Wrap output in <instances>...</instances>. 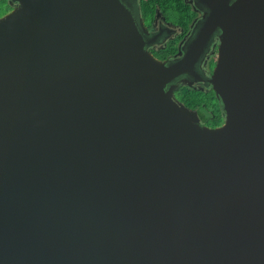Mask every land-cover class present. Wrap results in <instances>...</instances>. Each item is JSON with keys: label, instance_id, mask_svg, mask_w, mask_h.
<instances>
[{"label": "water", "instance_id": "obj_1", "mask_svg": "<svg viewBox=\"0 0 264 264\" xmlns=\"http://www.w3.org/2000/svg\"><path fill=\"white\" fill-rule=\"evenodd\" d=\"M17 1L0 18V264H264V0H198L164 62L137 0ZM212 36L213 129L173 96Z\"/></svg>", "mask_w": 264, "mask_h": 264}, {"label": "flooded vegetation", "instance_id": "obj_2", "mask_svg": "<svg viewBox=\"0 0 264 264\" xmlns=\"http://www.w3.org/2000/svg\"><path fill=\"white\" fill-rule=\"evenodd\" d=\"M1 1V0H0ZM3 12L0 18L10 14L15 8L19 7L20 3L17 0H2ZM173 5L166 10L154 0H137L141 19L144 23L145 30L149 33L150 38H156L148 51L160 61L174 60L183 42H187L193 38L195 32L205 18V7L198 4V0H172ZM178 14L177 18L174 15ZM220 41L216 36H212L207 44L206 51L201 56V61L197 65V72L194 78H190L191 85L181 86L177 92H174V98L181 104L187 106L190 110L197 111L200 119V125L209 128H218L225 123L226 115L224 114L212 85H206L208 79L212 77L217 62L218 49ZM185 84V83H181ZM195 87L200 89L196 90ZM183 88V90H181ZM194 90L210 95V99L214 98L217 101L216 111L203 107L192 108L186 98H190L188 93ZM218 115V116H216ZM220 120V122H216Z\"/></svg>", "mask_w": 264, "mask_h": 264}, {"label": "trees", "instance_id": "obj_3", "mask_svg": "<svg viewBox=\"0 0 264 264\" xmlns=\"http://www.w3.org/2000/svg\"><path fill=\"white\" fill-rule=\"evenodd\" d=\"M154 1L157 2L161 6V8L164 10L174 6L172 4L173 3L172 0H154ZM179 89L175 90L174 92H177ZM181 90H183V88ZM188 95L190 96V98L187 97V95H185V96H186V98H187V100H188V102L192 108H200L201 109L203 107V104L205 105L206 108H208L210 102H212L214 107L217 105L216 99L215 98H214V100L210 99V97H209L210 95H208V94H204L202 92H196L194 90H191V92L188 93ZM215 109H216V107H215ZM216 116H218V115H216ZM216 122H220V120H217Z\"/></svg>", "mask_w": 264, "mask_h": 264}, {"label": "rangeland", "instance_id": "obj_4", "mask_svg": "<svg viewBox=\"0 0 264 264\" xmlns=\"http://www.w3.org/2000/svg\"><path fill=\"white\" fill-rule=\"evenodd\" d=\"M3 3H4V2L1 0V1H0V14H1V13L3 12V10H4V9L1 8V7L3 6ZM3 8H5V6H3ZM177 16H178V14H175V15H174V18L176 19ZM209 107H210L212 110H215V111H216V109H215L214 105L212 104V102L209 103ZM216 112H217V111H216Z\"/></svg>", "mask_w": 264, "mask_h": 264}]
</instances>
